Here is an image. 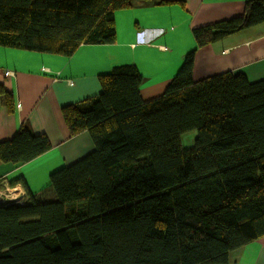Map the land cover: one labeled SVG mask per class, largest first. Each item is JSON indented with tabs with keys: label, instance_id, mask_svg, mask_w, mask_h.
<instances>
[{
	"label": "trees",
	"instance_id": "obj_1",
	"mask_svg": "<svg viewBox=\"0 0 264 264\" xmlns=\"http://www.w3.org/2000/svg\"><path fill=\"white\" fill-rule=\"evenodd\" d=\"M134 1L0 0V45L71 55L111 43L115 11ZM262 21L264 0H248L243 16L195 28L197 46ZM195 52L159 97L144 100L142 74L124 64L100 75V94L63 106L94 149L51 174L54 199L0 204V264H222L264 236V79L195 81ZM0 96L14 111L13 92ZM51 147L25 122L0 162Z\"/></svg>",
	"mask_w": 264,
	"mask_h": 264
},
{
	"label": "crops",
	"instance_id": "obj_2",
	"mask_svg": "<svg viewBox=\"0 0 264 264\" xmlns=\"http://www.w3.org/2000/svg\"><path fill=\"white\" fill-rule=\"evenodd\" d=\"M248 0H143L115 11L111 43L81 44L71 55L0 45V85L12 91L10 112L0 96V142L28 122L51 149L24 163L0 162V204L55 198L51 174L94 149L88 131L71 135L63 106L101 93L100 75L134 64L144 100L161 96L195 49L193 78L225 71L264 79V21L197 46L194 29L244 15ZM264 264V236L234 250L227 263Z\"/></svg>",
	"mask_w": 264,
	"mask_h": 264
},
{
	"label": "rangeland",
	"instance_id": "obj_3",
	"mask_svg": "<svg viewBox=\"0 0 264 264\" xmlns=\"http://www.w3.org/2000/svg\"><path fill=\"white\" fill-rule=\"evenodd\" d=\"M197 135V132L196 131H191V132H188L186 133L184 136H183V139H184V142H185V145L186 146H189V145H192L194 143V139H195V136ZM190 138V142H189V139Z\"/></svg>",
	"mask_w": 264,
	"mask_h": 264
},
{
	"label": "water",
	"instance_id": "obj_4",
	"mask_svg": "<svg viewBox=\"0 0 264 264\" xmlns=\"http://www.w3.org/2000/svg\"><path fill=\"white\" fill-rule=\"evenodd\" d=\"M12 201H15V200H12Z\"/></svg>",
	"mask_w": 264,
	"mask_h": 264
},
{
	"label": "clouds",
	"instance_id": "obj_5",
	"mask_svg": "<svg viewBox=\"0 0 264 264\" xmlns=\"http://www.w3.org/2000/svg\"><path fill=\"white\" fill-rule=\"evenodd\" d=\"M20 202V201H19Z\"/></svg>",
	"mask_w": 264,
	"mask_h": 264
}]
</instances>
